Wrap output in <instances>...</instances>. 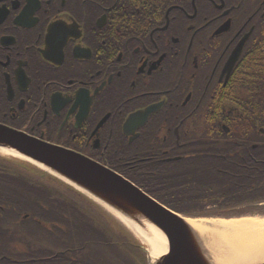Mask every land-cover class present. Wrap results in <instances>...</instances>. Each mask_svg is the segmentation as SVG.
I'll list each match as a JSON object with an SVG mask.
<instances>
[{
  "label": "flooded vegetation",
  "instance_id": "af4514ba",
  "mask_svg": "<svg viewBox=\"0 0 264 264\" xmlns=\"http://www.w3.org/2000/svg\"><path fill=\"white\" fill-rule=\"evenodd\" d=\"M261 89L264 0H0V122L145 190L195 189L237 163L247 175L262 162L257 144L232 147L222 128L258 125ZM41 222H23L34 226L25 231ZM18 225L0 213V264L76 260L45 237L22 243Z\"/></svg>",
  "mask_w": 264,
  "mask_h": 264
},
{
  "label": "water",
  "instance_id": "95a60500",
  "mask_svg": "<svg viewBox=\"0 0 264 264\" xmlns=\"http://www.w3.org/2000/svg\"><path fill=\"white\" fill-rule=\"evenodd\" d=\"M243 43L244 40L241 46ZM239 54L234 53L233 62ZM231 68L232 65L229 70ZM151 109L146 110V117ZM143 113L132 114L126 126L139 117H145ZM0 145L36 160L135 221L140 222L141 215L156 225L167 237L169 250L155 264H210L196 240L197 229L111 169L83 154L3 124H0Z\"/></svg>",
  "mask_w": 264,
  "mask_h": 264
},
{
  "label": "trees",
  "instance_id": "16d2710c",
  "mask_svg": "<svg viewBox=\"0 0 264 264\" xmlns=\"http://www.w3.org/2000/svg\"><path fill=\"white\" fill-rule=\"evenodd\" d=\"M261 90L259 95L264 93V89ZM258 122L264 126V118H259ZM255 124L254 122L243 124V129L235 131L232 136L236 139L235 142H232V147L250 150L252 149L251 144L257 142L259 143L258 149L262 150V162L248 164L251 167L247 175L238 173L240 169H243V163H237L231 174L223 170L216 172L213 175V182L206 179L198 182L199 186L195 189H180V194L174 193L176 190L169 191L168 195L158 193V197L171 208L186 213H194L196 210H203L213 204L222 208L237 205L239 201L247 198H264V134L258 130ZM13 167L11 168L8 164L0 166V213H5L6 221L20 219L26 212L39 213L42 217H49L51 212L61 210L58 200L50 197L56 193V187L47 190L38 185L45 186L44 183L52 180V177L29 165H26V168L19 164L13 165ZM149 180L157 179L149 178ZM225 181L230 183L229 191L224 190L223 183ZM224 195H229V198H224L221 201L220 198H223ZM211 196H216V198L211 199ZM35 205L40 210L36 209ZM71 211L73 212L70 224L71 239L86 242L85 234L89 231V225L74 215L77 213L74 204ZM10 231L11 229L8 228L7 232ZM103 244L104 246L108 245L105 241ZM76 251L82 256L74 260L76 264H100L91 260L88 252Z\"/></svg>",
  "mask_w": 264,
  "mask_h": 264
},
{
  "label": "bare ground",
  "instance_id": "6f19581e",
  "mask_svg": "<svg viewBox=\"0 0 264 264\" xmlns=\"http://www.w3.org/2000/svg\"><path fill=\"white\" fill-rule=\"evenodd\" d=\"M0 153L16 156L13 158L28 164L35 163L42 168L46 167L11 147L0 146ZM139 216L140 222H137L133 217L119 213L122 222L131 229L137 240L148 250L151 263L154 264L167 254L168 240L156 225L141 215ZM186 221L193 228L209 235L204 238L203 247L210 264H259L264 261L263 217L248 216L231 219L186 217Z\"/></svg>",
  "mask_w": 264,
  "mask_h": 264
},
{
  "label": "rangeland",
  "instance_id": "374dc122",
  "mask_svg": "<svg viewBox=\"0 0 264 264\" xmlns=\"http://www.w3.org/2000/svg\"><path fill=\"white\" fill-rule=\"evenodd\" d=\"M201 125L200 124H198V127H200ZM3 157V158H2ZM5 157H7V158H13V157H16V156H11V155H8V154H2V153H0V158H2V159H4ZM6 159V158H5ZM6 164H8V166H10L11 168H14L13 167V165H17V164H19V165H21V166H23V167H25L26 168V165H28V164H25V163H22L21 161H17V160H14V161H7V160H1L0 159V166L1 165H6ZM32 165H36V166H38V167H40V168H42L41 166H39V165H37V164H32ZM26 173H27V171H25ZM61 191H63L64 189H60ZM65 192H66V195H62V193L61 192H59V191H56V193H55V195L56 194H58V196L56 195V196H54L55 198L54 199H57L58 201H59V203H68V202H72L71 200H73L70 196L73 194L72 192H70V191H67V190H64ZM71 198V200L68 198V196ZM61 199H60V198ZM259 204V203H258ZM63 206V205H62ZM245 206V207H244ZM80 207L84 210V211H86L87 212V215H90L91 213H92V215H93V218L95 219V217H94V213H95V209L92 207V206H90V205H88V204H86V203H83V201H82V203H81V205H80ZM238 207H240V209L239 210H242L241 211V214H251L250 213V211H254V213H256V212H261L260 213V215H262V216H264V204H260V205H252V204H247V203H240L238 206H227V207H222V208H218V206H212L211 208H210V211H209V214H213L215 211H217L218 209H222V211H224V213L226 214V215H231V216H233V215H235V212L237 211V209H238ZM108 209V208H107ZM109 211H110V209H108ZM68 212L70 213V214H72V211L71 210H69L68 209ZM253 213V212H252ZM263 213V214H262ZM75 215V214H74ZM254 215V214H253ZM105 218V216L103 215V214H101L100 213V215L99 216H97V218L94 220V223H96L99 227H102V228H104V226H109L110 228H113V229H115V230H117L116 229V227L113 225V224H115L114 223V221L112 220V222H113V224L112 223H110L108 220H105L104 219ZM115 219H117V221H118V223H119V225L122 227V229H125L127 232H129L130 234H132L133 235V233L131 232V229L128 227V226H126L123 222H122V220L120 219V218H118L117 216L116 217H114ZM216 218V217H215ZM77 220V219H76ZM54 224H58L59 226H61L62 228H64L67 232H68V229L66 228V226H65V224H63V223H60V222H53V223H48V222H42V225L44 226V227H49V228H51V226L52 225H54ZM75 230H76V227H75ZM33 232V231H32ZM20 233H22L23 234V239H22V237H21V242L22 243H24V241L25 242H27V243H31V244H34V243H37L38 241H39V239H38V241H36V239H34V237H32V233L31 234H29L28 232H27V230H26V232L25 231H23V230H21L20 231ZM85 236L87 237V238H89L90 240H99V241H104L105 240V242H109V238L108 239H106L105 238V235L103 234V233H100V232H88V233H86L85 234ZM117 237V236H116ZM44 238V237H43ZM45 238H48V236H46ZM126 238V240H127V242H128V239H127V237H125ZM111 239L115 242L116 241V238H114V237H111ZM52 240H55V239H52ZM51 240H48V242H50ZM71 243H74L75 241L73 240V239H71V241H70ZM117 248H114L113 250H115V252L116 253H118L119 255H120V257H122L124 260L126 259L124 256H125V244L124 245H122V243H123V241L121 240V238H119V237H117ZM126 243V242H125ZM122 245V246H121ZM18 248H19V246L17 247V248H14L15 249V251H17L18 250ZM219 248H220V246H219ZM142 249L146 252V264L148 263V260H147V257L149 256V254H148V250L146 249H144L143 247H142ZM221 249V248H220ZM134 251L136 252L137 251V249L136 248H134Z\"/></svg>",
  "mask_w": 264,
  "mask_h": 264
}]
</instances>
